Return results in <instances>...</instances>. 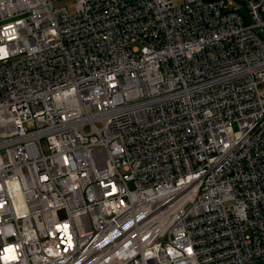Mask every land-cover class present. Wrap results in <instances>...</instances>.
<instances>
[{"label": "built area", "instance_id": "1", "mask_svg": "<svg viewBox=\"0 0 264 264\" xmlns=\"http://www.w3.org/2000/svg\"><path fill=\"white\" fill-rule=\"evenodd\" d=\"M0 264H264V0H0Z\"/></svg>", "mask_w": 264, "mask_h": 264}, {"label": "rangeland", "instance_id": "2", "mask_svg": "<svg viewBox=\"0 0 264 264\" xmlns=\"http://www.w3.org/2000/svg\"><path fill=\"white\" fill-rule=\"evenodd\" d=\"M66 5H67V8H68L69 12H72V11L74 10L73 3H71V2H67Z\"/></svg>", "mask_w": 264, "mask_h": 264}]
</instances>
